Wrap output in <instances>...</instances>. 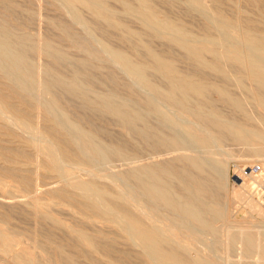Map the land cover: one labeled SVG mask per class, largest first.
Instances as JSON below:
<instances>
[{
	"label": "bare ground",
	"instance_id": "bare-ground-1",
	"mask_svg": "<svg viewBox=\"0 0 264 264\" xmlns=\"http://www.w3.org/2000/svg\"><path fill=\"white\" fill-rule=\"evenodd\" d=\"M13 1L0 0V264H264L263 220L235 219L226 198L230 160L264 176V0ZM42 4L48 33L30 36ZM236 198L264 219V192Z\"/></svg>",
	"mask_w": 264,
	"mask_h": 264
},
{
	"label": "rangeland",
	"instance_id": "rangeland-1",
	"mask_svg": "<svg viewBox=\"0 0 264 264\" xmlns=\"http://www.w3.org/2000/svg\"><path fill=\"white\" fill-rule=\"evenodd\" d=\"M17 1V2H16ZM22 1H24V0H14L13 2H15L16 4H19V6L21 7V8H23V6L24 5H26V3L25 4H23V2ZM172 4H174V3H177V2H174V1H178L180 4L182 3V1H179V0H169ZM237 1H239V2H241L240 0H237ZM25 2V1H24ZM238 2V3H239ZM20 4H22V5H20ZM178 5V4H177ZM28 5H26V6H24V8H26ZM42 6V8H40ZM39 8H40V10H39V8L38 7H34V9L36 10V12H37V14L40 16V17H38V19L37 20H39V19H41V20H39V21H35V23L31 26V28L30 29H32V30H29V34H30V36L32 35H34L37 31H40V32H44L45 33V30H47V29H45L46 28V24L44 23V20L45 19H47V18H50L49 16L51 15V12H52V10L50 9V7H48L46 4H42ZM47 7V8H46ZM158 7H160V6H158ZM23 8V9H24ZM45 8V9H44ZM160 9V8H159ZM164 8L162 7L160 10H162V11H164V12H166L167 10L166 9H164ZM180 11V10H179ZM178 11V12H179ZM35 12V11H34ZM168 12V11H167ZM175 11H173V12H168V13H174ZM176 13V12H175ZM41 14V15H40ZM53 14H54V12H52V15H51V17L53 16ZM170 15V16H174V14L173 15ZM46 18H45V17ZM48 16V17H47ZM44 19V20H43ZM46 22V21H45ZM37 24V25H36ZM35 25V26H34ZM130 25H131V23H130ZM133 25H135V24H133ZM133 25H131V26H133ZM36 27V28H34V27ZM41 26V27H40ZM44 27V28H43ZM34 28V29H33ZM133 28L135 29V30H138L139 28H138V26H133ZM36 29H38V30H36ZM40 29V30H39ZM45 29V30H44ZM76 30H78V32H80V33H82L81 31H82V29H80V27L78 28V27H76ZM42 32V33H43ZM46 33H48V30L46 31ZM45 33V34H46ZM50 36V35H49ZM54 35H52L51 34V38L49 37V39H53V40H51V41H53L54 42V45H56V42H59L60 40H56V37L54 36ZM88 37H90V38H88ZM87 37V39L89 40V39H91V40H89V42L90 41H93V42H90L92 45H93V47H94V44H95V47H97V44L95 43V41L97 42V40L98 39H100V38H98V36L96 35V34H91L90 36H88ZM96 39V40H95ZM56 40V41H55ZM52 42V43H53ZM61 41L57 44V47H62V50H64V51H66L67 49H66V47L64 46V44L62 43V45L63 46H61ZM159 43V42H158ZM109 44H111V43H109ZM111 45H113V44H111ZM152 45L154 46H152L153 47V49H155V50H157V51H163V49L164 50H167V48L165 47V46H163L162 44H157V42H154V44L152 43ZM162 45V46H161ZM115 46V45H114ZM157 46V47H156ZM161 46V47H160ZM161 49H160V48ZM162 47H163V49H162ZM166 48V49H165ZM61 49V48H60ZM70 53H73V52H70ZM68 55H70L69 54V52L67 53ZM72 56V57H71ZM76 56L78 57V58H80L81 56L79 55H77V54H75V56L74 55H70V57L73 59H77L76 58ZM179 56V53L177 52H175L174 53V58L173 59H175L176 61L175 62H177L178 61V57ZM46 62V60H42V62L40 61V63H45ZM97 64H99V63H97ZM177 65L178 66H180V68H182V69H185V65L183 64V63H179V61H178V63H177ZM64 69H67V70H64ZM113 70H114V73H118L116 76H118V78L121 80V81H124V82H127L128 80H126L125 78V80L124 79H122L124 76H123V74L120 72V71H115V70H117V68H112ZM63 70H64V72H63ZM67 71H69V72H67ZM62 74L65 76V75H68V74H70V76H71V69L68 67V68H62ZM65 73V74H64ZM67 73V74H66ZM69 76V75H68ZM70 76H69V78H70ZM66 78H67V76H65ZM122 77V78H121ZM156 77H154L153 79L155 80V81H157V79H155ZM95 90L94 91H97V93H100V94H102V95H105V93L107 92V94H108V92H110L109 90V88H107L106 90H104V89H102V88H100V87H97L96 86V88H94ZM108 90V91H107ZM106 91V92H105ZM106 94V95H107ZM121 96H123V97H121ZM117 97H119L120 99L122 98V99H126V95H125V93H123V92H119L118 94H117ZM125 97V98H124ZM118 98V99H119ZM119 130V131H118ZM115 131V135H117V136H119L118 134H120V136L119 137H125V132H123V130H121V129H116V128H114L113 129V132ZM122 135H124V136H122ZM255 164V165H254ZM233 166H237V167H239V168H241V169H244V168H246V167H250V166H255V167H263V165L261 164V163H259V162H256V163H252V165L251 164H248V163H246L245 161H242V160H230L229 162H228V165H227V173H226V198H227V201H228V203H229V205H228V211H230V212H235V211H237V213H231V214H234L235 215V219H237V220H239V219H241V220H239V221H243L244 219L245 220H247L249 223L250 222H253V223H259L260 224V222H262V220H263V222H264V219H261L260 218V216L259 215H257V213L256 212H252L251 213V211H249L248 209H246V207L244 206V204H243V202L242 201H240L238 198H236V196L239 194V193H241V192H245V194H248V192H264V176H262L261 175V177H259V179L258 178H252L251 176H250V174L251 173H248V174H246V175H243L242 173H237V175L239 176V177H241V180L239 181V180H235L234 179V175L236 174V172L234 171V169H233ZM264 174V173H263ZM246 176V177H245ZM245 177V178H244ZM240 182H242V183H240ZM51 183H53L52 181H50V182H48V184H49V186H51L52 184ZM51 184V185H50ZM48 186V187H49ZM235 196V197H234ZM230 200H232L233 202H231ZM239 202V203H238ZM230 203H231V205H230ZM235 205H234V204ZM242 204V206H240ZM233 206V207H232ZM242 208H244V209H242ZM231 209H234V210H232L231 211ZM241 209V210H240ZM262 209V208H261ZM247 211V212H245V211ZM248 211H249V213H248ZM248 213V214H247ZM251 213V214H250ZM259 214V213H258ZM243 216V218H242V216ZM247 215H248V217H247ZM241 216V217H240ZM253 216V217H252ZM246 217V218H245ZM255 217V218H254ZM252 219V220H251ZM256 219V220H255ZM244 220V221H245ZM247 221H245V222H247ZM256 221H258V222H256ZM29 222V224H31V221L29 220V219H27V220H24V221H22L21 222V224H19V226L20 227H22L23 229H29L30 230V228L31 227H29V226H31V225H33V224H31V225H29V226H27L28 223ZM17 223V222H16ZM264 225V224H263ZM57 238H61L62 236H61V234L60 235H57L56 236ZM79 261H81V264H84V262L82 263V259L81 260H79Z\"/></svg>",
	"mask_w": 264,
	"mask_h": 264
},
{
	"label": "built area",
	"instance_id": "built-area-1",
	"mask_svg": "<svg viewBox=\"0 0 264 264\" xmlns=\"http://www.w3.org/2000/svg\"><path fill=\"white\" fill-rule=\"evenodd\" d=\"M233 169H234V171L236 172V174L233 176L234 177V179L235 180H241V177H239L238 175H237V173L239 174V173H242L243 175H246V174H248V173H254V174H259L260 173V167H255V166H252V167H246V168H244V169H241V168H239V167H237V166H233ZM246 177V176H245ZM244 177V178H245Z\"/></svg>",
	"mask_w": 264,
	"mask_h": 264
}]
</instances>
